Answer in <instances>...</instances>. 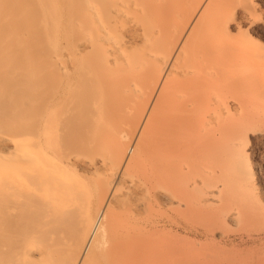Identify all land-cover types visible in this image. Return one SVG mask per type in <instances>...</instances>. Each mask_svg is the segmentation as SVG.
Returning <instances> with one entry per match:
<instances>
[{"label": "bare ground", "instance_id": "bare-ground-1", "mask_svg": "<svg viewBox=\"0 0 264 264\" xmlns=\"http://www.w3.org/2000/svg\"><path fill=\"white\" fill-rule=\"evenodd\" d=\"M253 3L0 0V264H193L206 242L200 264H237L245 239L224 231L250 211L228 194L264 125Z\"/></svg>", "mask_w": 264, "mask_h": 264}, {"label": "rangeland", "instance_id": "rangeland-1", "mask_svg": "<svg viewBox=\"0 0 264 264\" xmlns=\"http://www.w3.org/2000/svg\"><path fill=\"white\" fill-rule=\"evenodd\" d=\"M252 11H253V14H252L253 15L252 16L253 19H251L247 23H244L242 25V29L244 31L245 30H249L252 38L254 39V41H256L257 43H259L261 46L264 47V0H254L253 7H252ZM236 32L237 31H235V33ZM29 109H30V107H29ZM30 111L31 110H29V112ZM262 125L259 126L261 129H258L259 128L258 127L257 128L258 130L254 134L249 135V138H248L247 141L244 140L245 143H247L246 145H244L246 147H244L243 145L240 146L241 147L240 148L241 153L244 152L241 155V157H244V160H245L244 161V165L245 166H242L241 165L243 167L242 170L245 169V172H247V174H246L247 177H245V176H243V177L244 178H248V177L250 178V180L247 179L249 182H244L243 181L242 186L245 187V188H247V189H249V191H250L249 194H253V197L256 196V198L254 199L253 197H251L249 194H247L248 192H246V196H243L242 195L243 194V192H242L243 187L240 185V182L242 183V180L243 179L241 181L239 179H241V177H242L241 176V173L244 172V171H241L240 170L241 172L239 174L238 180H237V176L238 175H236L234 173L235 170L232 172L233 173L232 174L233 176H231V178L232 177L234 178L235 175H236V179H234L233 184H232V182H229L231 179L228 180V182L230 184H232L233 187H234L232 189L233 192L232 191H231V193L229 192L228 195H230V194L233 195L232 193H234V197H236V199H237V197L239 195V198L235 201V205H234V202L233 201L235 200V198H233L232 196H229V197L226 196L228 198L227 201H229V203L228 202L227 203L230 204V206L232 205L231 207H234L238 203H239V205L241 204L240 202H238V200L240 199V201L242 202L241 208L237 205V208L234 207L235 209H237V210H238V208H240L241 210H244L245 209L246 210L245 212H247V214L250 211L249 212L250 213L249 215H246V213H245V215L248 216V217H251L252 216L251 215L252 213L253 214L258 213L256 215L252 216L253 217L252 220H254L255 222L249 219L250 221H252V222L249 221L251 223L249 225L250 226L249 227L248 224H247V222L245 220L244 221L242 220V218H243L244 215L241 213V210L239 209L240 210V213H241V216L243 215L242 217L239 218V220L241 219L243 222H246V225L247 226L246 225H243L242 221L240 222L238 220L239 222L238 221H235V222H232L233 224L232 223L231 224L230 223L227 224L229 227L225 224L224 226L225 227H228V228L225 229V231L223 230L222 227L220 229V230L224 231L225 233H226V231L228 229V230H230V232L227 231V233H226L227 235L229 233L230 236L235 237V238H237L240 235L242 238L244 237L243 239H245L244 242H243V244L241 243L237 248H234L235 249V252H237L236 253L237 254L236 255L237 257H235V258L236 259L239 258L241 260L240 261L239 259H237V264H238V261L242 262V264H256V263L259 264V261H258L259 258H260V260L261 259H264V256H263L264 253L261 252V251H264V210H263V208H264V127L263 126L264 125L263 126ZM204 143H205L204 141L203 142L200 141V142L195 143L194 146L197 147V148L198 147L199 148L200 147L203 148V147H205V144ZM205 155L206 156H209L210 154H209L208 151H205ZM203 164H204V166L206 168L208 166H210L208 164V162H203ZM237 174H238V172H237ZM244 175H245V173H244ZM212 180H213V177L212 176H209V175L206 176V181L207 182L208 181H212ZM235 180L238 181V182H236ZM224 181L227 182L226 179ZM245 183H247V185H245ZM235 186H236V188H235ZM239 186H240V188H239ZM229 188H230V186H229ZM241 188H242V190L240 191L239 189H241ZM245 190H243L244 193H245ZM224 194L227 195V191H225ZM248 195H249V197H248ZM189 196L192 197L194 200H196V199L199 198L198 197V192H194V191H190ZM139 197L141 198V200L143 201V203H145V206L147 208L148 214H150L151 217L154 218L155 220H157V221H167V220H170V218L171 219L174 218V219H177L180 222L181 225L187 227L188 229H193V230L197 229L190 222L187 224V222L184 221L183 217L177 211L178 209L173 208L172 206H169L163 199H160V201H158L156 203L155 202L154 203H151V201L149 199V196L145 192H140L139 193ZM230 197L233 198L234 200H232ZM244 197H246V198H244ZM250 198L253 199V200H255V201L257 199L256 202H259V204H257L258 205L257 207L255 206L256 205L255 201H253V202L250 201L251 200ZM231 200H232L233 203L232 202L230 203ZM228 204H226V205H228ZM220 205H222V203ZM220 205H219V207H221ZM224 205H225V203H224ZM242 208H244V209H242ZM247 210H249V211H247ZM215 211L219 215V212H218L219 210H215ZM259 212H261V215H260ZM211 213H212V210H209L208 213H207V220L209 219V221L212 218V217H210V214ZM246 216H244V217H246ZM260 216H262V217H260ZM248 217H246L245 219H247ZM257 217L260 218V221H257V219H258ZM208 223H210V222H208ZM252 223L254 225H252ZM240 225L246 226V227H242ZM240 227L243 228L242 229L243 231L242 230L240 231V229H238ZM229 228H231V229H229ZM220 230H219V232H220ZM246 234H248V235H246ZM171 235L172 234H170L168 231L163 232V233H160L159 236H158V238H157V244H158V246L159 247H165V246H168L169 242L175 243L176 242V239L175 238L177 236L174 235L175 237H172L173 235L172 236ZM240 236L237 238V239H239V241L237 240V242H240V238H241ZM247 236H249V237L252 236L253 238L252 237L249 238ZM177 241L179 243L180 242L183 243V241L180 240L179 237H177ZM178 242H176V244ZM260 242H261V244H260ZM182 243H181V245L184 244V243L183 244ZM181 245H180V247H182ZM184 246H185L184 250L186 249V251L189 252L188 251L189 249L187 250V248H186V246H188V245L185 243ZM189 246H190V248L191 247H194V244H189ZM198 247H201V246H197V247H194V248L197 249ZM212 247L214 248V246L212 245V242H206V248H203V249H200L199 248V249L196 250L195 253H193V251H190L193 254H196L198 251L200 252V254H199L200 257H197L198 259H196V260L194 259L193 260L194 261L193 264H200V260H201V257H202V253H204V252H209L210 253V251L212 250L211 249ZM229 248H230V250H228ZM231 248L233 249V247H230L229 246V247H227V250H226V251H230L228 253L229 254L231 253V255H230L231 257H229V254L226 253L225 250H224L225 252L224 251L223 252L226 253L227 256L223 254L224 257H229V258L233 259V257H232V253L233 252H232V249ZM192 250H194V249L192 248ZM201 251H202V253H201ZM245 261H248V262H245ZM261 262L263 263L264 261L261 260ZM186 264H188V263H186Z\"/></svg>", "mask_w": 264, "mask_h": 264}]
</instances>
